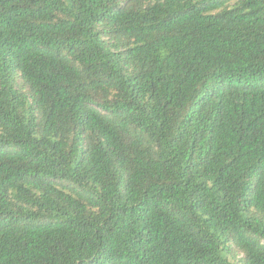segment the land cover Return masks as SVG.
<instances>
[{
    "label": "trees",
    "instance_id": "1",
    "mask_svg": "<svg viewBox=\"0 0 264 264\" xmlns=\"http://www.w3.org/2000/svg\"><path fill=\"white\" fill-rule=\"evenodd\" d=\"M0 264H264V0H0Z\"/></svg>",
    "mask_w": 264,
    "mask_h": 264
}]
</instances>
